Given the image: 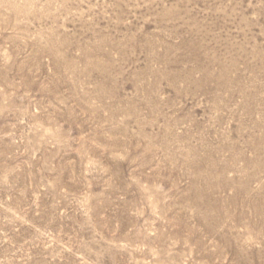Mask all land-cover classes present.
Returning <instances> with one entry per match:
<instances>
[{"label":"rangeland","instance_id":"1","mask_svg":"<svg viewBox=\"0 0 264 264\" xmlns=\"http://www.w3.org/2000/svg\"><path fill=\"white\" fill-rule=\"evenodd\" d=\"M0 264H264V0H0Z\"/></svg>","mask_w":264,"mask_h":264}]
</instances>
